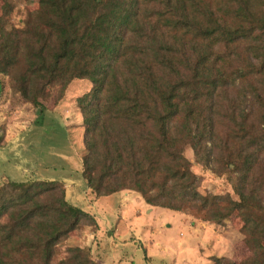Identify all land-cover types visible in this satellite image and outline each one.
<instances>
[{"label":"trees","instance_id":"1","mask_svg":"<svg viewBox=\"0 0 264 264\" xmlns=\"http://www.w3.org/2000/svg\"><path fill=\"white\" fill-rule=\"evenodd\" d=\"M0 2V88L37 120L41 102L90 84L75 106L95 199L130 191L215 225L234 215L251 252L240 264H264V0H36L21 27ZM185 148L235 199L199 192ZM96 228L59 182L0 184V264H96L79 246L57 257Z\"/></svg>","mask_w":264,"mask_h":264},{"label":"rangeland","instance_id":"2","mask_svg":"<svg viewBox=\"0 0 264 264\" xmlns=\"http://www.w3.org/2000/svg\"><path fill=\"white\" fill-rule=\"evenodd\" d=\"M10 1L14 8L9 24L21 27L26 12L36 7V0ZM1 81L5 79L0 78ZM89 86L86 80L72 81L60 100L53 98L41 102L44 112L37 120L34 107L21 102L7 87L0 88V184L42 180L71 185L79 198L74 202L68 193L69 188H66V201L88 211L86 206L90 203V195L85 196L86 187L80 177L82 125L75 100ZM183 155L190 162L191 172L199 178L200 193L228 194L235 199L225 176H217L195 163L190 149L185 148ZM128 194L130 197H126V203L134 204L137 196L130 191ZM110 199L114 200L116 196ZM103 200H96V207L93 206L98 215ZM135 206L141 210L134 213L130 210L125 216L129 221L134 218V229L128 235L131 239L124 241L122 235L116 234L111 240V230H106L97 241L91 239V231L85 229L72 234L60 245L57 257L63 256L65 248L74 246L92 247L93 258L102 262L107 257V264H215V259H219L221 264H240L251 257L239 232L240 221L234 215L215 225L198 221L188 214L146 208L139 198ZM145 209L150 210L146 213ZM112 211L111 217L104 216L107 224L114 222L115 210ZM100 222L105 228V224ZM104 237L107 242H104ZM112 243H116L115 249Z\"/></svg>","mask_w":264,"mask_h":264},{"label":"crops","instance_id":"3","mask_svg":"<svg viewBox=\"0 0 264 264\" xmlns=\"http://www.w3.org/2000/svg\"><path fill=\"white\" fill-rule=\"evenodd\" d=\"M63 187H64V196L67 195V191H66V188H69L68 192L70 194V197L72 198V200L74 202H77L78 201V195H77V192H75L73 189H72V186L71 185H67L65 186V184H63ZM129 191H122L120 193H117V194H113L111 196H108V197H105L103 198V202L101 203V207L99 208L100 212L99 215L94 212L93 210V206H95V202L96 200L98 199H95L94 196L89 192V189L86 188L85 189V196H87V194L90 195L89 197V201L90 203L88 204V206H86V209H88V211L90 212V214L94 217L95 219V222H96V225H97V228L94 232H90L89 233V237L91 239H94V240H97V241H100V237L104 235L105 231L106 230H111L110 233L113 235L111 236V240L114 239V236L117 234H120L122 235L121 239H123L125 241L128 240V239H131L130 236V232L134 229V222H133V219L131 221L127 220L126 219V215L128 214V212L130 210H133V213L134 212H137L138 209L141 210L140 207H136L135 205L138 203V198L136 197V201L134 202V204L132 203L131 205H129L128 203H126V197H130V195L128 194ZM116 196V199L114 200H111L110 197L112 196ZM66 200V199H65ZM112 202H114L112 204ZM91 203L93 204L91 206V208L89 207L91 205ZM111 205H112V209H111ZM129 206V207H128ZM136 207V208H135ZM144 207L146 208H151L152 210H154V208L152 207H149L147 205H145ZM135 208V209H133ZM91 210L93 212H91ZM112 210H115V215H114V222L112 221L111 223H108L106 222V220H104V216H110L113 214V211ZM148 210L150 209H145L146 213L148 212ZM87 211V210H86ZM139 212V211H138ZM152 212V211H151ZM150 212V213H151ZM136 218V217H135ZM99 219V221L97 220ZM103 224H105V228L102 227L101 225V222ZM130 222V223H129ZM109 225V226H108ZM142 225V224H141ZM140 225V226H141ZM129 227H131V229L129 230ZM128 228V229H127ZM144 232L142 231V234ZM119 239V238H118ZM106 241V237H104V242ZM107 242V241H106ZM113 244V247L114 248L116 246V243H112ZM89 247V246H88ZM87 247V248H88ZM90 249V252H91V256L93 258V255L94 254V250H92V247L89 248ZM115 249V248H114ZM100 257V256H99ZM105 261H100V260H95V258H93L94 262L96 264H107V257L104 258ZM100 261V262H99Z\"/></svg>","mask_w":264,"mask_h":264}]
</instances>
